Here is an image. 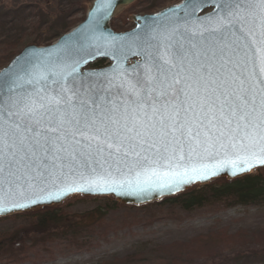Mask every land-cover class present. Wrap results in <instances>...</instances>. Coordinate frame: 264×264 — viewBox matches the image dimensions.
I'll return each instance as SVG.
<instances>
[{
    "label": "snow or ice",
    "instance_id": "6c2138e0",
    "mask_svg": "<svg viewBox=\"0 0 264 264\" xmlns=\"http://www.w3.org/2000/svg\"><path fill=\"white\" fill-rule=\"evenodd\" d=\"M111 7L0 73V213L264 166V0H188L127 37L101 31ZM98 55L114 66L82 72Z\"/></svg>",
    "mask_w": 264,
    "mask_h": 264
},
{
    "label": "rangeland",
    "instance_id": "374dc122",
    "mask_svg": "<svg viewBox=\"0 0 264 264\" xmlns=\"http://www.w3.org/2000/svg\"><path fill=\"white\" fill-rule=\"evenodd\" d=\"M92 1L0 0V45L15 44L12 54L28 46L51 45L85 19ZM138 1L112 20L115 32L132 30L134 15H151L182 0H142L146 8L164 5L154 12L137 6ZM72 3L81 6L71 7ZM99 61H104L102 68L110 65ZM99 61L88 68L102 69L94 68ZM113 202V198L74 196L58 207L1 218L2 237L29 225L31 219L21 215L43 209L61 208L69 219L90 214L91 223L94 219L96 224L89 238L71 244L60 236L37 239L26 244L29 250L24 259L0 264H264V203L219 201L186 212L171 205L129 210L126 207L131 206L116 202L121 206L117 208Z\"/></svg>",
    "mask_w": 264,
    "mask_h": 264
},
{
    "label": "trees",
    "instance_id": "16d2710c",
    "mask_svg": "<svg viewBox=\"0 0 264 264\" xmlns=\"http://www.w3.org/2000/svg\"><path fill=\"white\" fill-rule=\"evenodd\" d=\"M137 6L146 4L139 0ZM160 5V6H159ZM81 6V4L72 3L71 7ZM164 6V5H163ZM161 4H155L147 7V11L154 12L158 8H163ZM67 32V31H66ZM16 45H0V65L4 63L3 59L9 57L6 63L0 68H4L19 53L12 54ZM11 53V55H10ZM104 61H99L94 68H102ZM230 201L236 205H258L264 203V169L256 170L253 174L242 177L234 181L219 179L204 187H195L177 197L164 199L158 203L140 208L126 207L129 210H144L155 206H178L182 210L189 212L197 208L204 207L213 202ZM114 207H121L113 202ZM21 216L31 219L26 228L20 229L10 237L0 236V262L15 261L14 259H24L27 251V243L37 239L64 237L71 243L79 242L80 239L89 238L93 234L92 218L90 214L78 219H69L62 213V209H43L38 213L24 214ZM86 227V229H84ZM89 227V229H88ZM19 249L15 250V246ZM257 256V255H255Z\"/></svg>",
    "mask_w": 264,
    "mask_h": 264
},
{
    "label": "water",
    "instance_id": "95a60500",
    "mask_svg": "<svg viewBox=\"0 0 264 264\" xmlns=\"http://www.w3.org/2000/svg\"><path fill=\"white\" fill-rule=\"evenodd\" d=\"M136 0H112V7L110 10V14L102 21V28L101 31L105 34H111L115 36H130L133 33L140 32L144 26L146 21L153 20L154 18H157L161 14L171 10V9H181L183 5H185L188 0H182L177 4H174L170 7H167L157 13L151 14V15H134L131 17V20L133 21L135 27L132 30L126 31V32H115L114 29L111 26V22L114 18H116L125 8L133 5ZM101 3V0H93L91 4L89 5L85 19L75 28L71 29L69 32L58 38L53 44L48 46H28L25 47L5 68L0 70V73H3L5 70L9 69L14 62L17 60L18 57H21L22 54H24L28 50H36L37 52H45L47 50H52L55 48H58L65 40H68L70 37L80 35V39L83 40L85 36H87V32L83 31L88 28V25L90 23L92 13L95 10V5ZM215 11L213 6H207L204 7L196 12V16L198 17H204L210 13ZM179 16H184L186 13L184 11H178L177 13ZM100 15V13H98ZM99 60H107L110 65L106 68L102 69H90L88 68L89 65L95 63ZM141 60V57L138 55H129L128 60L126 61V66L131 67L132 65L136 64L138 61ZM115 64V60H113L110 56H103L98 55L94 59H90L87 64L83 65L81 68L82 72H102V71H109ZM258 169H264V166L261 167H254L250 171H245L237 175H232L230 170L225 169L219 173H217L214 176H211L208 179H200L195 180L192 182H189L187 184L182 185L178 190L169 192L167 190L163 191H151L149 193L140 195V196H133V195H127V194H118L115 192L110 193H93V192H76L69 195L64 196L62 199L52 202H46V203H37L35 205L28 206L23 209H16L12 210L10 212H3L0 213V219L6 218L9 216L17 215V214H23L27 212L37 211L42 208H53L58 207L62 203H64L67 199L74 197V196H82V197H93V198H113L117 203L123 205V206H131V207H142L146 205H151L157 202H160L164 199H170L177 197L187 191H190L196 186H207L211 184L212 182L219 180V179H226L228 181H234L237 179H240L242 177L251 175L254 171Z\"/></svg>",
    "mask_w": 264,
    "mask_h": 264
}]
</instances>
